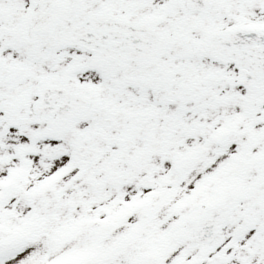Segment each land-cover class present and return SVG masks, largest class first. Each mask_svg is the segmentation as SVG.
I'll return each instance as SVG.
<instances>
[{
	"label": "snow or ice",
	"instance_id": "obj_1",
	"mask_svg": "<svg viewBox=\"0 0 264 264\" xmlns=\"http://www.w3.org/2000/svg\"><path fill=\"white\" fill-rule=\"evenodd\" d=\"M0 264H264V0H0Z\"/></svg>",
	"mask_w": 264,
	"mask_h": 264
}]
</instances>
